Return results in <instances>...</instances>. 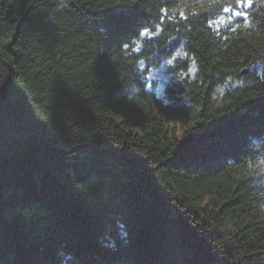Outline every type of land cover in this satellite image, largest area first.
Listing matches in <instances>:
<instances>
[{"label": "trees", "instance_id": "trees-1", "mask_svg": "<svg viewBox=\"0 0 264 264\" xmlns=\"http://www.w3.org/2000/svg\"><path fill=\"white\" fill-rule=\"evenodd\" d=\"M0 264H264V0H0Z\"/></svg>", "mask_w": 264, "mask_h": 264}, {"label": "rangeland", "instance_id": "rangeland-1", "mask_svg": "<svg viewBox=\"0 0 264 264\" xmlns=\"http://www.w3.org/2000/svg\"><path fill=\"white\" fill-rule=\"evenodd\" d=\"M154 79L157 81V85L159 89L162 88L163 84L167 80V75L164 74V69L161 67L160 69H157L153 72ZM162 121L172 130L175 131L176 137H181L183 128L186 124L184 117L179 116H162Z\"/></svg>", "mask_w": 264, "mask_h": 264}, {"label": "snow or ice", "instance_id": "snow-or-ice-1", "mask_svg": "<svg viewBox=\"0 0 264 264\" xmlns=\"http://www.w3.org/2000/svg\"><path fill=\"white\" fill-rule=\"evenodd\" d=\"M248 2L250 3V2H251V0H248Z\"/></svg>", "mask_w": 264, "mask_h": 264}]
</instances>
